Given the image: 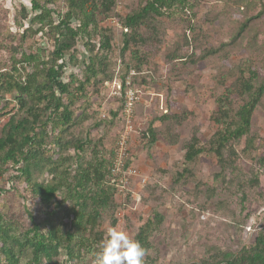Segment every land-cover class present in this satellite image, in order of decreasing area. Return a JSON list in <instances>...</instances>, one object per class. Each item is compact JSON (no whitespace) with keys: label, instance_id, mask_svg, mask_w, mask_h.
Returning a JSON list of instances; mask_svg holds the SVG:
<instances>
[{"label":"rangeland","instance_id":"obj_1","mask_svg":"<svg viewBox=\"0 0 264 264\" xmlns=\"http://www.w3.org/2000/svg\"><path fill=\"white\" fill-rule=\"evenodd\" d=\"M147 1L117 0L101 17L107 47L99 31L80 35L65 76L76 75L71 92L79 99L70 109V123L51 134L48 159L34 174L48 185L65 171L73 177L78 165L101 163L110 172L87 190L94 195L109 188L113 197L84 233L94 249L73 264H97L109 228L136 239L156 213L162 223L149 239L145 264H219L214 259L221 252L237 254L264 235V94L249 133L222 149L220 157L214 136L221 127L213 121L219 101L228 98L229 123L235 124L236 112L249 98L245 85L257 89L264 82V0H177L168 14L148 17L134 31L121 30ZM31 2L0 0V64L7 68L29 54L47 61L53 50L54 36L37 34L38 25L31 24ZM51 8L64 12L62 5ZM86 51L101 63V71L80 93L78 82L84 81L89 63ZM24 68L32 72L30 65ZM115 80L129 81L136 92L130 124L124 113L127 88L119 94ZM24 116L12 94L0 97V138L10 122ZM151 122L157 138L153 146L147 134ZM122 138L125 167L114 174ZM193 139L203 153L188 164L185 154ZM16 176L12 168L0 181V213L12 234L23 237L44 219L46 208ZM61 194L50 209L57 225L67 229L69 205H58Z\"/></svg>","mask_w":264,"mask_h":264},{"label":"trees","instance_id":"obj_2","mask_svg":"<svg viewBox=\"0 0 264 264\" xmlns=\"http://www.w3.org/2000/svg\"><path fill=\"white\" fill-rule=\"evenodd\" d=\"M177 0H148L140 12L125 19V33L134 31L148 17H162L168 14ZM117 0H32L34 18L31 24H37V34H52L53 50L49 59L36 61L33 54L25 55L23 61L15 62L11 68L0 64V97L12 94L17 100L20 110L25 116L17 123L8 124V132L0 138V181L9 169H16L18 178L23 181L34 199L46 208L45 217L41 222H34L23 237L12 234L0 213V264H73L78 262L83 254L91 253L93 245L85 239L84 233L93 226L100 217L103 208L109 205L113 191L98 189L92 195L87 190L95 181L101 182L110 176L106 174L101 163L87 166L78 165L75 175L66 171L58 180L43 185L34 178V174L45 165L46 144L51 134L60 127L69 124L72 119L71 107L79 99L71 92V83L76 75L71 73L67 80L66 73L74 62V51L82 33L89 29L102 34L104 47L109 44V37L99 30L101 17H107ZM62 5L64 12L51 6ZM24 19L27 10L24 9ZM57 16V21L54 17ZM246 24L243 25L235 40L241 37ZM128 38V35H125ZM129 47L125 40L124 49ZM88 54V52L86 51ZM85 69L84 81L78 82L77 89L81 93L91 80L101 71V63L90 58ZM30 65L32 72H25L24 65ZM74 64V63H73ZM75 68V67H74ZM9 69V70H8ZM253 79L256 76L251 73ZM126 82L122 88L126 89ZM249 98L236 112L237 122L229 123L230 105L228 98L219 101L213 121L221 128L214 136L216 154L221 156V150L231 143L245 137L251 128L252 117L260 97L264 94V82L255 89L251 84L245 85ZM66 100H68L66 102ZM167 114V111H166ZM61 132V131H60ZM57 134L56 144L59 145ZM149 144L157 142L154 123L148 125ZM193 139L185 154V162L191 164L203 153L197 148ZM221 159V158H220ZM13 183V181H11ZM61 194L60 206L69 205V228L57 225L55 212L50 208ZM1 195V192H0ZM162 223V216L156 213L152 220L140 228L136 240L148 250L149 239ZM21 253L27 254L22 258ZM24 259L26 260L24 262ZM215 261L219 264H264V235L256 238L254 245L242 249L239 253L218 254ZM197 264H210L201 262Z\"/></svg>","mask_w":264,"mask_h":264},{"label":"clouds","instance_id":"obj_3","mask_svg":"<svg viewBox=\"0 0 264 264\" xmlns=\"http://www.w3.org/2000/svg\"><path fill=\"white\" fill-rule=\"evenodd\" d=\"M147 250L126 231L108 229L102 249L97 253V264H145Z\"/></svg>","mask_w":264,"mask_h":264},{"label":"built area","instance_id":"obj_4","mask_svg":"<svg viewBox=\"0 0 264 264\" xmlns=\"http://www.w3.org/2000/svg\"><path fill=\"white\" fill-rule=\"evenodd\" d=\"M113 86L114 88H116L118 90V93L120 94L121 89H122V83H120L119 81L115 80L113 82ZM131 84L129 81L126 82V88H127V92H126V96H125V110L124 113L126 115V119H127V123L130 124L131 123V119H132V114H133V109H134V105L136 102V92L133 91L130 88ZM125 145H126V138H122V142L120 144L119 150L117 151V161L115 163V167L112 169V173H116V171H122V169L125 167V157H126V150H125Z\"/></svg>","mask_w":264,"mask_h":264}]
</instances>
